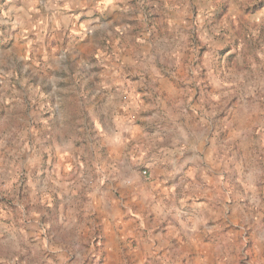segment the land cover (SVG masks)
I'll return each instance as SVG.
<instances>
[{
	"label": "clouds",
	"instance_id": "1",
	"mask_svg": "<svg viewBox=\"0 0 264 264\" xmlns=\"http://www.w3.org/2000/svg\"><path fill=\"white\" fill-rule=\"evenodd\" d=\"M0 264H264V0H0Z\"/></svg>",
	"mask_w": 264,
	"mask_h": 264
}]
</instances>
